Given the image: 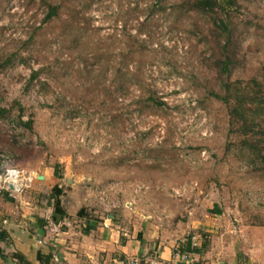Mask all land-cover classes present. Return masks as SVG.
<instances>
[{
  "label": "rangeland",
  "instance_id": "rangeland-1",
  "mask_svg": "<svg viewBox=\"0 0 264 264\" xmlns=\"http://www.w3.org/2000/svg\"><path fill=\"white\" fill-rule=\"evenodd\" d=\"M196 1L0 0V150L34 175L59 165L102 207L159 198L200 219L218 204L264 226V172L215 97L227 56L230 81L264 86V0Z\"/></svg>",
  "mask_w": 264,
  "mask_h": 264
},
{
  "label": "crops",
  "instance_id": "crops-1",
  "mask_svg": "<svg viewBox=\"0 0 264 264\" xmlns=\"http://www.w3.org/2000/svg\"><path fill=\"white\" fill-rule=\"evenodd\" d=\"M70 176L63 173L58 179L49 168L16 198L0 194V264H123L132 258L166 264H264V226L240 224L234 208L214 204L199 219L178 201L165 205L147 198L114 210L98 205L97 194ZM56 186L64 191V217L50 199ZM153 204L162 208L164 219L150 208ZM53 224L59 231L52 230ZM201 231L205 247L196 253L186 241ZM181 243L192 256L188 261L175 256Z\"/></svg>",
  "mask_w": 264,
  "mask_h": 264
},
{
  "label": "trees",
  "instance_id": "trees-1",
  "mask_svg": "<svg viewBox=\"0 0 264 264\" xmlns=\"http://www.w3.org/2000/svg\"><path fill=\"white\" fill-rule=\"evenodd\" d=\"M236 6V0H197L195 3V8L197 10L213 13H215L216 10L229 12ZM58 15L59 8L56 6H50L45 18V22L52 21ZM217 28L221 30V34L219 35L220 38H224L225 44L223 45V49L228 50V45H230L232 41L231 32L228 29V25H225L224 22H222L221 26H217ZM218 67L220 77L226 75V80L221 79L224 95H215V97L221 100L228 107L232 129L236 127V133L241 135L242 149L248 152V156H250V164H259V169L264 172V86L256 78L248 81H230L229 78L233 71V67H235V63L231 62L229 56H227L225 60L218 62ZM37 76L38 72H35L32 75V80H35ZM23 112L24 110L20 108V116ZM5 113V110L0 109V116H4ZM19 121L20 126L26 125V127L28 126V128L31 129V123L22 124L21 118ZM0 155L5 156L7 160L10 161V165L16 166V163L12 157L13 155H10L9 153L2 150H0ZM5 162V159L0 158V173H2L4 170L2 166ZM55 176L58 179L63 178V173L61 172L59 165L56 166ZM63 194L64 191L56 186L50 195L54 210L62 217L65 216V213L61 207V197ZM193 236L194 235L187 239L186 244L188 246V242ZM202 243L203 241L200 240L199 246L193 248V251L199 253V250L205 247L204 245L201 247Z\"/></svg>",
  "mask_w": 264,
  "mask_h": 264
},
{
  "label": "built area",
  "instance_id": "built-area-1",
  "mask_svg": "<svg viewBox=\"0 0 264 264\" xmlns=\"http://www.w3.org/2000/svg\"><path fill=\"white\" fill-rule=\"evenodd\" d=\"M0 158L5 159V163L2 168L3 172L0 173V194L8 193L9 196L16 198L21 195L23 192L28 190L31 187L32 182L36 179V175L12 166L9 164V160L5 156L0 155ZM6 223V222H5ZM52 230L57 232L59 231L58 226L55 224L52 225ZM192 248L198 247L200 244V237L194 235L189 240ZM182 243L178 246V249L175 253V256L181 258L184 261H188L192 258L191 254L188 252H183ZM123 264H166L165 261L152 258L149 260H141L140 258H132L126 261Z\"/></svg>",
  "mask_w": 264,
  "mask_h": 264
},
{
  "label": "water",
  "instance_id": "water-1",
  "mask_svg": "<svg viewBox=\"0 0 264 264\" xmlns=\"http://www.w3.org/2000/svg\"><path fill=\"white\" fill-rule=\"evenodd\" d=\"M70 184H71V182H70Z\"/></svg>",
  "mask_w": 264,
  "mask_h": 264
}]
</instances>
